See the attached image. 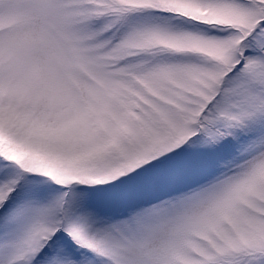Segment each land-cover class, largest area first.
Instances as JSON below:
<instances>
[{"label": "snow or ice", "instance_id": "1", "mask_svg": "<svg viewBox=\"0 0 264 264\" xmlns=\"http://www.w3.org/2000/svg\"><path fill=\"white\" fill-rule=\"evenodd\" d=\"M0 264H264V0H0Z\"/></svg>", "mask_w": 264, "mask_h": 264}]
</instances>
